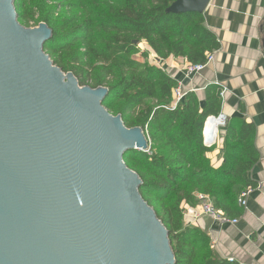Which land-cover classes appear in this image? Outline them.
Listing matches in <instances>:
<instances>
[{
	"label": "water",
	"instance_id": "obj_1",
	"mask_svg": "<svg viewBox=\"0 0 264 264\" xmlns=\"http://www.w3.org/2000/svg\"><path fill=\"white\" fill-rule=\"evenodd\" d=\"M210 2L176 0L168 12L203 15ZM52 39L0 0V264H176L125 162L150 150L146 131L109 112L108 88L58 67Z\"/></svg>",
	"mask_w": 264,
	"mask_h": 264
},
{
	"label": "trees",
	"instance_id": "obj_2",
	"mask_svg": "<svg viewBox=\"0 0 264 264\" xmlns=\"http://www.w3.org/2000/svg\"><path fill=\"white\" fill-rule=\"evenodd\" d=\"M175 1L15 0V5L23 26L45 23L53 31L45 52L58 67L73 72L81 86L108 88L109 112L121 115L128 128L146 131L150 153L129 152L125 162L143 180L144 200L168 229L176 264H237L220 259L210 237L185 224L184 210L204 194L228 217L242 216L238 199L254 187L249 174L258 161L249 143L255 130L229 120L224 163L215 169L203 130L209 117L219 116L221 89L207 87L204 105L189 92L177 110L164 109L173 103L177 82L149 58L200 65L220 48L202 15L168 12ZM142 42L146 51L140 53Z\"/></svg>",
	"mask_w": 264,
	"mask_h": 264
},
{
	"label": "crops",
	"instance_id": "obj_3",
	"mask_svg": "<svg viewBox=\"0 0 264 264\" xmlns=\"http://www.w3.org/2000/svg\"><path fill=\"white\" fill-rule=\"evenodd\" d=\"M202 16L220 48L201 74L186 81L184 91H194L204 105L207 87L218 86L219 115H226L228 122L237 120L253 126L255 132L249 143L258 161L249 174L254 187L248 188L252 193L247 208H241L243 214L237 225H219L209 217H198L197 199L194 206L185 208V224L192 216L190 221L210 237L220 259L264 264V0H211ZM187 64L185 59L173 57L163 62V69L176 82L182 81L186 79L182 69ZM223 92L226 93L221 96ZM225 135L226 128L209 156L215 169L224 163Z\"/></svg>",
	"mask_w": 264,
	"mask_h": 264
},
{
	"label": "built area",
	"instance_id": "obj_4",
	"mask_svg": "<svg viewBox=\"0 0 264 264\" xmlns=\"http://www.w3.org/2000/svg\"><path fill=\"white\" fill-rule=\"evenodd\" d=\"M149 61L151 63L157 65L161 69H163V67H164V65H163L164 61L163 60H158L155 57H150ZM213 61H214V54L208 56V58L204 64H200V65L187 64V65H185L182 70L185 72V78L186 79L182 80V81H177V87L173 92V103L169 106H166L164 109L167 111L177 110V108L184 102L187 93H189V92L184 91L186 81H189L193 75L201 74L208 67V65H210ZM191 92H194V91H191ZM225 93L226 92H223L221 94V96H224ZM211 119L222 120V123L218 126L216 133L208 136L206 128H207L208 122ZM227 122H228V117L224 114H221L218 117H209L207 119L205 126H204V130H203V141H204V144L206 147L212 148V147L218 145L220 137L224 133V129L227 127ZM147 153H150V150ZM251 193H252V190H247L240 195V197L238 199V205L241 208H245V209L247 208V199ZM196 199L199 201V210H198L199 214L197 215L198 217L199 216L209 217L213 221L217 222L219 225H237L239 223V219L230 218L223 211L217 209L214 206L211 198L208 195L197 194ZM186 210L187 209L184 210V218L186 216L185 215ZM195 218H197V217H195ZM191 219H192V216L189 217V219H188L189 221H187V225L188 226H195L194 225L195 223L190 221ZM227 261H229L230 263H235L234 259H228Z\"/></svg>",
	"mask_w": 264,
	"mask_h": 264
},
{
	"label": "bare ground",
	"instance_id": "obj_5",
	"mask_svg": "<svg viewBox=\"0 0 264 264\" xmlns=\"http://www.w3.org/2000/svg\"><path fill=\"white\" fill-rule=\"evenodd\" d=\"M222 123V120H218V119H211L208 122L206 131H207V135L210 136L214 133H216V130L218 128V126Z\"/></svg>",
	"mask_w": 264,
	"mask_h": 264
},
{
	"label": "rangeland",
	"instance_id": "obj_6",
	"mask_svg": "<svg viewBox=\"0 0 264 264\" xmlns=\"http://www.w3.org/2000/svg\"><path fill=\"white\" fill-rule=\"evenodd\" d=\"M31 28H33V27H31ZM139 48H140V53L143 52V51H144V52L146 51V50H145L146 48L144 47V43H143V42L140 43ZM139 56H141V55H138V56H137L138 59L140 58ZM148 56H150V55H148ZM144 59H145V58H144ZM144 61H145V60H144ZM214 147H216V146H214ZM214 147H212L211 149H214ZM239 197H240V196H239Z\"/></svg>",
	"mask_w": 264,
	"mask_h": 264
}]
</instances>
